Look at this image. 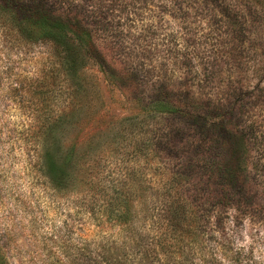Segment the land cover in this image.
<instances>
[{
    "label": "trees",
    "instance_id": "trees-1",
    "mask_svg": "<svg viewBox=\"0 0 264 264\" xmlns=\"http://www.w3.org/2000/svg\"><path fill=\"white\" fill-rule=\"evenodd\" d=\"M159 1V17L168 12L173 21L185 22L191 15L209 20L225 40L226 49L204 63L184 56L172 35V74L183 70L197 76L195 58L209 81L233 75L232 84L239 83L251 43L260 42L254 49L264 50V0ZM88 6L94 10L84 8ZM99 6L94 0H0V26L10 39L17 45L49 46L52 53L49 67L13 89L24 98L19 104L31 108L35 166L55 192L78 190L79 210L96 228L117 232V238L100 247L101 256L80 258L91 264H182L174 256L197 247L207 232L203 228L211 229L213 211L247 215L258 198L264 201V87L245 93L241 86L227 87L229 94L205 98L180 78L157 76L154 83L142 61L152 46L140 51L143 57H127L124 43L132 35L120 18ZM150 31L153 27H146L142 37ZM257 64L252 73L264 72V64ZM87 65L138 99L139 111L120 121L124 128H139L131 147L140 159L136 172L121 174L119 167L112 178L102 179L91 174V163L87 155L81 158L78 147L62 150L57 124L67 116L70 87L56 90L55 82L62 76L67 83ZM143 85L147 93L141 91ZM51 102L64 107L55 112ZM153 165L162 171L158 181ZM0 264H7L1 249Z\"/></svg>",
    "mask_w": 264,
    "mask_h": 264
},
{
    "label": "rangeland",
    "instance_id": "rangeland-1",
    "mask_svg": "<svg viewBox=\"0 0 264 264\" xmlns=\"http://www.w3.org/2000/svg\"><path fill=\"white\" fill-rule=\"evenodd\" d=\"M94 1L102 5V12L120 18L124 30L132 35L124 43L127 57H143L140 51L146 45L152 46V54L142 61L154 83L159 82L157 76L171 81L180 78L187 86L193 85L191 92L205 98L227 95V87L241 86L244 93L264 87V72L252 73L259 67L257 62L264 64V50L254 49L260 42L254 40L244 56V63L248 64L243 66L244 76L239 83L232 84L233 75L215 83L209 81L195 58L191 62L197 76L183 70L172 74V35L176 46L183 48L184 56H196L204 63L226 49L224 38L213 31L209 20L191 15L188 21H173L168 12L159 17V0H112L117 2V7L112 8L108 0ZM84 8L94 10L92 6ZM151 26L154 32L142 37V31ZM51 55L49 46L17 45L0 26V249L7 264H91L80 257L93 258L95 253L101 256L100 247L117 238L116 230L101 231L79 210L78 190L55 192L35 166L29 132L31 108L25 102L19 104L24 98L15 96L13 89L18 81L24 86V81L35 77L37 71L49 67ZM223 69L228 70L229 65ZM62 87H70L64 104L68 106L67 116L57 124L62 150L78 147L81 158L87 155L85 160L91 163V174L102 179L112 178L119 167L121 174L136 172L140 159L132 155L131 147L140 135L139 128H124L120 121L139 111L138 99L90 65L76 77L70 76L67 83L60 76L54 89ZM145 90L147 85L141 88L147 93ZM51 105L55 112L64 107L54 102ZM151 169L156 171L153 174L158 181L161 168L153 165ZM256 202V209L247 215L234 210L213 211L211 229L203 228L207 232L200 236L197 247L182 250L180 255L184 256L179 258L178 254L175 259L182 264H264V201L258 198Z\"/></svg>",
    "mask_w": 264,
    "mask_h": 264
}]
</instances>
